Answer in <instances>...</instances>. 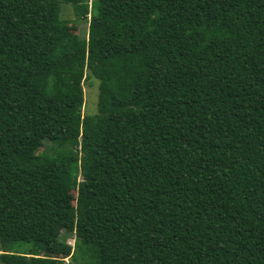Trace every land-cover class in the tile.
I'll list each match as a JSON object with an SVG mask.
<instances>
[{
  "label": "trees",
  "instance_id": "1",
  "mask_svg": "<svg viewBox=\"0 0 264 264\" xmlns=\"http://www.w3.org/2000/svg\"><path fill=\"white\" fill-rule=\"evenodd\" d=\"M0 243V264H264V0H0Z\"/></svg>",
  "mask_w": 264,
  "mask_h": 264
},
{
  "label": "rangeland",
  "instance_id": "2",
  "mask_svg": "<svg viewBox=\"0 0 264 264\" xmlns=\"http://www.w3.org/2000/svg\"><path fill=\"white\" fill-rule=\"evenodd\" d=\"M62 15L65 18L72 19L71 25L75 28V32L87 35L88 31V23L84 20H79L74 12V9L71 4H63L62 6ZM84 97H85V105L83 108V112L85 114H95L98 112V100H99V80L96 77L87 78L84 84ZM80 178V175L77 176ZM76 177L71 178V184L76 182ZM63 239H66L68 243L74 245L75 239L74 235L62 232ZM30 244H22L16 246V249L26 251ZM1 247V243H0ZM70 257L65 258V263L68 264Z\"/></svg>",
  "mask_w": 264,
  "mask_h": 264
}]
</instances>
